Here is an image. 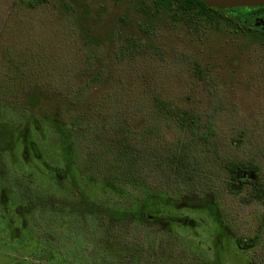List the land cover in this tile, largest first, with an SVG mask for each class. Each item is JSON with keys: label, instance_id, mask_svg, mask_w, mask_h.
Masks as SVG:
<instances>
[{"label": "rangeland", "instance_id": "1", "mask_svg": "<svg viewBox=\"0 0 264 264\" xmlns=\"http://www.w3.org/2000/svg\"><path fill=\"white\" fill-rule=\"evenodd\" d=\"M25 1L0 0V127L11 137L0 149V264H59L50 255L73 263L81 257L82 264H264L263 206L239 200L231 191L238 184L226 187L218 164L253 154L255 141L264 145V43L224 23L195 35L162 18L150 36L161 57L147 49L117 60V43L136 30V0H47L33 7ZM33 87L35 106L24 100ZM153 95L210 113L216 152L206 158L211 170L196 172L202 183L188 184L183 174L165 184L154 170L177 146L179 132L172 118L154 113ZM117 123L134 131L131 146L143 154L136 155L134 192L137 208L148 214L125 229L92 224L88 213L68 206L82 200L81 179L112 173L115 148L124 144L111 143L125 139ZM154 126L159 136L139 137ZM48 165L62 166L65 175ZM171 230L177 235L168 236ZM254 232L255 246H234L236 235ZM159 236L164 243L156 249Z\"/></svg>", "mask_w": 264, "mask_h": 264}, {"label": "trees", "instance_id": "2", "mask_svg": "<svg viewBox=\"0 0 264 264\" xmlns=\"http://www.w3.org/2000/svg\"><path fill=\"white\" fill-rule=\"evenodd\" d=\"M45 1L47 0H26L25 3L27 6L33 7ZM119 1L114 0V3ZM134 10L139 15L135 21L136 30L126 32L122 41L117 43V47L114 50V57L117 60L133 59L147 51V49L151 52L154 51L153 53L161 57L160 48L150 40V36L155 34L157 23L162 18H167L171 24L183 23L186 30L195 35H198L207 26L213 25L217 28L220 23H224L234 33H239L251 41L264 43V27L260 28L258 26L263 25L260 15L264 14V4L219 8L208 6L201 0H136ZM119 18L122 20V24L127 23L125 13L120 14ZM193 61L190 58L188 63L192 64L193 70L197 71V75L201 76L202 72L198 67L199 65L194 64ZM24 100L28 105H37L39 101L37 89L33 87L32 90H28ZM150 102L154 113L172 118L179 132L176 141L173 143L177 144V146L168 148L164 153L167 158L166 161L156 166L154 170L157 171L158 167L160 170L159 175L164 177L163 181L165 184H170L176 176L183 174L184 178L188 179V184L190 182L202 183L197 178L200 175L196 172L201 170L200 172L208 173L211 170L210 165L213 164L209 163L206 158H215L210 152H216L214 142L211 139L213 132L209 120L210 113L171 106L157 95L150 97ZM115 130L120 132L121 136L126 140L123 139L120 142L111 143L124 144L117 145L115 148L114 156L116 161L112 164V168L109 169V172L112 173L99 179L92 177L90 179H81L79 188L84 191L82 200H72L68 202V206L74 211L89 213L92 224L98 225L97 223L99 222L103 225V222H105L107 228L116 224L117 226L121 225L125 229L124 227L129 224L148 219V214L143 207L137 208L140 200L136 196L137 192H134V173L137 167L136 155L138 154L131 146L134 131L130 127L119 123L116 124ZM158 132L154 126L144 128L138 135L143 140H146L148 135L155 136L156 134L159 136ZM9 140V133L5 129L0 128V146L6 144ZM254 143H256V147L253 150V154L250 153L248 156L233 159L225 158L218 164L225 176V186L228 187L230 182L238 184V188L231 191L238 194L239 200L242 202L256 200L263 206V211L258 221V225L261 227L264 224V145L263 147L258 145L257 141ZM202 150H205L203 154L201 153ZM138 155L142 157L143 154L139 153ZM48 167L57 177L65 175V170L62 166L48 165ZM244 172H250L253 176L247 177ZM205 178L208 188H211V184H209L211 177L207 176ZM75 183L77 184L78 182ZM206 184L204 185L206 186ZM140 191L145 195L149 193L146 188ZM94 196H97L99 200L96 201ZM152 203L160 208L162 213L168 211L162 205L161 200L155 198ZM176 232L177 230H171L167 235L175 236L177 235ZM163 238L164 236L157 238L154 244L156 249L163 245ZM257 238V232L250 235L238 234L233 238V243L237 249L246 250L255 246ZM55 256L57 255L55 254ZM58 257L55 259L50 255V260L59 264H82L86 260H82L83 258L81 259L80 257L79 263H73L72 260ZM94 263L96 262L88 260V264ZM107 263L109 262L106 261Z\"/></svg>", "mask_w": 264, "mask_h": 264}, {"label": "water", "instance_id": "3", "mask_svg": "<svg viewBox=\"0 0 264 264\" xmlns=\"http://www.w3.org/2000/svg\"><path fill=\"white\" fill-rule=\"evenodd\" d=\"M208 6L231 7V6H255L263 5L264 0H201ZM245 173V172H244ZM243 173V174H244ZM246 175L252 177V173L246 172Z\"/></svg>", "mask_w": 264, "mask_h": 264}, {"label": "flooded vegetation", "instance_id": "4", "mask_svg": "<svg viewBox=\"0 0 264 264\" xmlns=\"http://www.w3.org/2000/svg\"><path fill=\"white\" fill-rule=\"evenodd\" d=\"M260 17L262 18V24L263 25H258L260 28H262V27H264V14L263 15H260ZM0 128H3V127H0ZM4 129V128H3ZM7 132V131H6ZM10 135V134H9ZM11 138V137H10ZM10 142V140L6 143V144H4L3 146H0V149H3V148H5L6 147V145L8 144ZM70 208V207H69ZM72 210V209H71ZM72 211H74V210H72ZM74 212H78V213H81V212H79V211H74ZM83 213H87V212H83ZM88 215H89V213H88ZM77 230H79V229H77ZM75 232V231H74ZM62 234V231H58V235H61ZM75 235V234H74ZM80 235L81 234H79L77 237H80ZM56 249H59V250H61V251H63V249L62 248H59V245L57 246V248ZM22 263H35V264H40V263H38L36 260H17V264H22Z\"/></svg>", "mask_w": 264, "mask_h": 264}]
</instances>
